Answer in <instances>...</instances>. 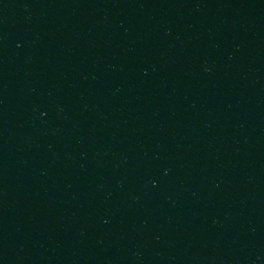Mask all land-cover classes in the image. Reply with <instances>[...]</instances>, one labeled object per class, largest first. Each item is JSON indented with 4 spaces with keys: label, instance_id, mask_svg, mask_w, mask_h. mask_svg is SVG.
I'll use <instances>...</instances> for the list:
<instances>
[{
    "label": "water",
    "instance_id": "95a60500",
    "mask_svg": "<svg viewBox=\"0 0 264 264\" xmlns=\"http://www.w3.org/2000/svg\"><path fill=\"white\" fill-rule=\"evenodd\" d=\"M233 0H0V89Z\"/></svg>",
    "mask_w": 264,
    "mask_h": 264
}]
</instances>
